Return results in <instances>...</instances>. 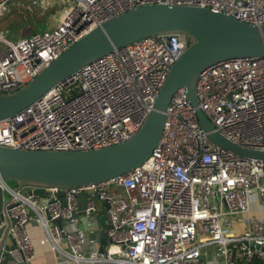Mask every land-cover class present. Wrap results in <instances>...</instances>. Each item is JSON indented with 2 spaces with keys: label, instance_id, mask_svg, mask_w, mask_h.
Wrapping results in <instances>:
<instances>
[{
  "label": "built area",
  "instance_id": "built-area-1",
  "mask_svg": "<svg viewBox=\"0 0 264 264\" xmlns=\"http://www.w3.org/2000/svg\"><path fill=\"white\" fill-rule=\"evenodd\" d=\"M9 1L0 0V10ZM68 1L51 28L16 39L0 30V93L17 89L93 27L138 5H197L264 23V0ZM190 42L186 33H156L90 60L0 119V145L77 150L126 140L143 123L171 65ZM195 95L196 105L184 85L174 91L158 143L125 173L62 193L47 186L42 195L0 179L3 195L4 189L10 192L3 196L0 229L22 259L34 256L26 229L33 221L42 228L41 243L72 264H264V161L212 141L196 114L199 107L213 130L232 142L264 149V54L207 65L199 72ZM5 256L15 259L5 264H23L2 244L0 264Z\"/></svg>",
  "mask_w": 264,
  "mask_h": 264
},
{
  "label": "water",
  "instance_id": "water-1",
  "mask_svg": "<svg viewBox=\"0 0 264 264\" xmlns=\"http://www.w3.org/2000/svg\"><path fill=\"white\" fill-rule=\"evenodd\" d=\"M180 32L191 42L171 65L153 101L152 108L139 129L126 140L97 148L77 150L21 149L0 145V179L18 181L15 189L29 186L28 192L42 195L47 186L59 192L72 185L105 181L140 165L158 143L166 109L174 91L181 85L196 105L195 84L199 72L224 58L264 54V23L241 21L209 7L189 4H142L96 25L45 65L31 80L11 92L0 93V119L12 115L38 98L48 88L64 79L90 60L140 37L156 33ZM200 126L215 143L244 157L264 161V149L240 146L219 131L205 113L196 107ZM264 181V177L261 179ZM91 192V188H86ZM0 185V209L3 205ZM96 205L100 201L93 196ZM109 206L106 203V208ZM105 211L98 217L105 225ZM61 224V220H57ZM0 241L13 248L16 259L26 264L12 238L0 229ZM105 243V229L100 230ZM7 256L2 260L7 261Z\"/></svg>",
  "mask_w": 264,
  "mask_h": 264
},
{
  "label": "rangeland",
  "instance_id": "rangeland-1",
  "mask_svg": "<svg viewBox=\"0 0 264 264\" xmlns=\"http://www.w3.org/2000/svg\"><path fill=\"white\" fill-rule=\"evenodd\" d=\"M70 5L68 0H10L0 10V30L9 38L16 39L32 31L51 28L58 24ZM5 180L11 187L18 185L16 179ZM114 187H109L111 192ZM21 190L26 192V187H21ZM9 194V190L4 189V197L8 198ZM80 198L85 199L83 192H80Z\"/></svg>",
  "mask_w": 264,
  "mask_h": 264
},
{
  "label": "crops",
  "instance_id": "crops-1",
  "mask_svg": "<svg viewBox=\"0 0 264 264\" xmlns=\"http://www.w3.org/2000/svg\"><path fill=\"white\" fill-rule=\"evenodd\" d=\"M26 192L29 186H26ZM22 191V190H21ZM79 225H82L80 222ZM26 229L32 238L34 256L31 260L26 261V264H72L68 260L64 259L62 255L52 250L47 243H41L40 239L43 237V231L40 224L36 222H28ZM0 245H2L0 241ZM5 245V244H4ZM15 259L12 257L7 258V262H13Z\"/></svg>",
  "mask_w": 264,
  "mask_h": 264
}]
</instances>
